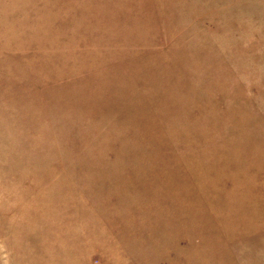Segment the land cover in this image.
I'll list each match as a JSON object with an SVG mask.
<instances>
[{"label": "rangeland", "instance_id": "1", "mask_svg": "<svg viewBox=\"0 0 264 264\" xmlns=\"http://www.w3.org/2000/svg\"><path fill=\"white\" fill-rule=\"evenodd\" d=\"M0 264H264V0H0Z\"/></svg>", "mask_w": 264, "mask_h": 264}]
</instances>
